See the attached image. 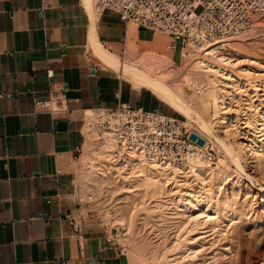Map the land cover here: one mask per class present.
I'll list each match as a JSON object with an SVG mask.
<instances>
[{
  "label": "crops",
  "instance_id": "0c3cea01",
  "mask_svg": "<svg viewBox=\"0 0 264 264\" xmlns=\"http://www.w3.org/2000/svg\"><path fill=\"white\" fill-rule=\"evenodd\" d=\"M111 19L96 24L110 52L124 35ZM91 34L84 0H0V264H126L77 189L86 118L117 97L148 111L161 101L107 68Z\"/></svg>",
  "mask_w": 264,
  "mask_h": 264
},
{
  "label": "bare ground",
  "instance_id": "6f19581e",
  "mask_svg": "<svg viewBox=\"0 0 264 264\" xmlns=\"http://www.w3.org/2000/svg\"><path fill=\"white\" fill-rule=\"evenodd\" d=\"M84 2L92 23L91 46L93 53L107 68L117 72L135 89L148 90L162 103L183 117L198 137L209 145L218 146L225 159L229 161L227 164L231 163L236 166L239 171L245 173L251 182L256 179L246 174L245 164L248 160L256 163L257 165H255L259 167L261 173H264V81L257 79L251 82L245 78V76H264V62L255 59L238 61L237 58L234 59V56L241 55L239 50H232L231 58L227 57L228 52L226 53V51L232 44L218 43V47L215 45L214 48L197 58V61L192 62L196 65L184 76L186 82L196 84L201 88L208 99V106L196 105L184 92L183 87L169 84L165 72L155 73V65L147 62L148 59L135 62L133 58L131 60V57L126 58L128 42L124 56L119 57L104 48L99 42L96 29V24L104 11L97 8L96 0H84ZM128 35V41L130 36L137 37V30L132 27L128 30ZM144 59L146 60V57ZM150 59L154 60V57L151 56L149 61ZM246 65L250 67L240 70V67ZM235 69H239L243 74L235 73ZM201 94V90L198 89L197 95ZM243 98L246 100L243 101ZM241 100L246 103H238ZM258 102L259 104H257ZM233 104L237 109H234ZM206 112H210L209 120L203 117V113ZM90 132L92 133L91 138H94L95 132ZM219 133H224V136H220ZM114 146L113 142H108L102 148L96 149L93 144L92 149L85 151L81 156V158L86 154L92 156L80 158V161L87 163V168L81 171L80 179H78L81 184L80 194L85 200H88V195H86L88 191L97 193V195L100 193L101 195H134L135 190L142 189L152 194V197L157 195L161 200L167 198L168 205H173L174 209L180 211L179 213L184 217L187 216V220L191 223L192 221L198 223L202 219L205 223L216 220V213H212L209 206L202 205L197 200L196 195L200 191L196 192L195 185L197 182L204 183L208 178H211L212 182H222L221 178L225 173L223 169L225 166H222V162L215 165V163L204 162L196 157L176 165H169L154 156L146 158L140 154L142 159L140 169L136 172H129L109 163ZM244 156L248 159H244ZM189 187L195 189V192L192 193ZM115 201L117 202L119 199H115ZM224 203L226 204V201ZM98 208L100 215L105 219V224L118 223L125 228V232L133 228V214L126 217L121 213V208H116V206H114V211L99 205ZM119 213L121 214L118 216ZM125 235L122 234L117 240L125 244L127 247L125 250L131 256L143 257L148 264H173L176 262L172 260L176 255L171 253L177 249L180 243L178 240L179 243H175L176 245L170 248L172 250L165 248L160 255L156 250V253H151L154 248L147 251L139 248L137 243L135 245L129 240L126 242ZM141 250L142 252L146 250L147 253L141 254Z\"/></svg>",
  "mask_w": 264,
  "mask_h": 264
},
{
  "label": "rangeland",
  "instance_id": "374dc122",
  "mask_svg": "<svg viewBox=\"0 0 264 264\" xmlns=\"http://www.w3.org/2000/svg\"><path fill=\"white\" fill-rule=\"evenodd\" d=\"M105 15H109L112 18L111 20L118 23L121 27L119 18L115 13L104 11L103 18ZM132 27L137 30V26L130 23L129 29ZM136 36L129 37L126 58L131 57V60L133 58L135 62L147 61L148 59L147 62L155 65V73L165 72L164 74L166 75V80H169V84L175 87H183L184 92L194 104L208 106V99L202 92V89L196 84H191L184 80V76L188 74L196 63L195 65L192 63L190 67H186L187 69L181 68L178 63V55L168 49L172 41L170 37L161 33H151V41L148 42L141 40L138 32ZM136 41L137 44L135 45ZM230 44H232L231 47L226 51V53L228 52L227 57L231 58L232 50H239L241 55L234 56V59L237 58L238 61L255 59L259 62H264V34L255 39L240 42L233 41ZM106 46L115 55L119 57L123 56L120 42L115 46ZM151 56L154 57V60L150 59L149 61ZM145 57L146 60L144 59ZM249 67V65L242 66L240 70H245ZM240 70L235 69V73L239 75L243 74ZM245 78L251 82L257 79H263L264 81V76H245ZM198 89L201 90V95H197ZM150 94L152 95V93ZM152 96L157 100L154 95ZM242 100L245 101L246 99L243 98ZM242 100L238 103L245 104L246 102ZM157 102L159 111L169 117L183 120L192 129L188 122L170 109L169 106L158 100ZM233 105L235 106L234 109H237L236 105ZM203 117L209 120L210 112L203 113ZM91 121V116H87L86 131L90 130ZM219 135L224 136V133H219ZM212 145L217 153V159L214 161L215 165L222 162V166H225L223 168L225 173L221 178L222 182H212V179L208 178L204 183L197 182L195 187L196 192L200 191L196 195L198 197L197 200L202 205L209 206L212 213H216V220L214 222L205 223L202 219L198 223H193V221L191 223V221L187 220V216L184 217L179 213L180 211L174 209L173 205H168L167 198L161 200L157 195L152 197V194L142 189L135 190V193L133 192L134 195H101L100 193L98 196L97 193L94 194L88 191L86 194L88 195V200H85L81 196L86 207L85 211H90V214L95 215L103 227L113 231V240L118 244L122 253H124L126 264L148 263L143 257L136 258L128 254L125 250L127 248L125 244L117 240L122 234H126V242L129 240L135 245L137 243L139 248L141 247L147 251L148 249L151 251L154 248L151 253H156V250L157 254L160 253V255L164 252L165 248H173L180 242L177 249L171 253L176 255L172 259L176 261L173 264H264V173H261L256 163L248 160L247 164H245L246 174L256 179V181L251 182L245 173L239 171L236 166L231 163L227 164L229 161L225 159L223 152L215 144ZM92 147L93 144L90 141L86 152L92 149ZM86 156L92 157L90 154H86L82 158ZM244 159H248V157L244 156ZM86 168L87 163L78 160L76 166V185L79 192L81 184L78 179H80L81 171ZM192 189L189 187L192 193L195 192V189L193 191ZM115 199H119V201L116 202ZM224 201H226V204ZM98 205L113 211L114 206L121 208V213L125 214L126 217L133 214V228L125 232V228L118 223L114 225L105 224V219L100 215ZM142 250L141 254L145 252L143 253L145 255L147 253L146 250L143 252Z\"/></svg>",
  "mask_w": 264,
  "mask_h": 264
},
{
  "label": "built area",
  "instance_id": "2783aa9c",
  "mask_svg": "<svg viewBox=\"0 0 264 264\" xmlns=\"http://www.w3.org/2000/svg\"><path fill=\"white\" fill-rule=\"evenodd\" d=\"M96 6L115 13L123 24V56L133 23L138 29L170 37L168 49L178 55L183 69L218 43L251 40L264 34V0H96ZM117 99L113 108L93 109L90 124L96 149L114 143L109 160L112 166L136 172L142 165L140 154L169 165L196 157L208 163L216 161L214 147L206 141L203 147L191 141L195 132L184 121ZM84 153L81 150L79 159ZM85 234L84 225L77 227L76 236Z\"/></svg>",
  "mask_w": 264,
  "mask_h": 264
},
{
  "label": "water",
  "instance_id": "95a60500",
  "mask_svg": "<svg viewBox=\"0 0 264 264\" xmlns=\"http://www.w3.org/2000/svg\"><path fill=\"white\" fill-rule=\"evenodd\" d=\"M190 140L193 142H197V144L201 147H203L205 145V140H203L202 138L198 137L195 133H192L190 135Z\"/></svg>",
  "mask_w": 264,
  "mask_h": 264
}]
</instances>
